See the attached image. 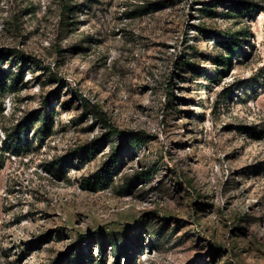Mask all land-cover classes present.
<instances>
[{
    "label": "rangeland",
    "instance_id": "obj_1",
    "mask_svg": "<svg viewBox=\"0 0 264 264\" xmlns=\"http://www.w3.org/2000/svg\"><path fill=\"white\" fill-rule=\"evenodd\" d=\"M122 233L120 264H264V0H0V264Z\"/></svg>",
    "mask_w": 264,
    "mask_h": 264
},
{
    "label": "trees",
    "instance_id": "obj_2",
    "mask_svg": "<svg viewBox=\"0 0 264 264\" xmlns=\"http://www.w3.org/2000/svg\"><path fill=\"white\" fill-rule=\"evenodd\" d=\"M71 8L67 7L66 4H64V10H70ZM239 37V36H238ZM237 37V38H238ZM236 38V41H238V39ZM236 42H232L230 44H227V43H224V50H229L230 47L235 44ZM48 104V102L46 101L44 103V106H46ZM51 118V114H45L42 118V121L47 124L48 121L50 120ZM134 141L136 139H133ZM135 143V142H133ZM116 162L114 160H109L108 162L104 163L102 168L97 171L93 176H94V180H95V184H97V186L99 185H103V184H106L107 182L111 181V175L113 174V172L115 171V164ZM139 176V179H145L146 176L144 173H140L138 174ZM125 188H128L129 190L131 189V183L130 182H127L125 183ZM119 236V239L120 241H113L112 238H106V239H98L97 240V244L99 246V250L101 251V253L103 254L104 251H105V248H106V245L107 243H110L112 245H118V246H121V249L120 251L118 252V254L115 255V260H114V263L113 264H120V256L121 254H124L126 256V258L128 257V248L126 246V243L124 242L126 240V238L128 237L127 234H120L118 235ZM141 236V235H140ZM138 239H141L139 236H138ZM84 243L87 244L88 246V251L86 254L83 253V249H81V251L76 255V262L79 263V264H85L87 263V261L91 260L93 258V254H92V249H91V241L87 238H84ZM67 256L64 257L63 259V262H66L67 261ZM125 258V260H127ZM96 264H102V262H99L97 261Z\"/></svg>",
    "mask_w": 264,
    "mask_h": 264
}]
</instances>
